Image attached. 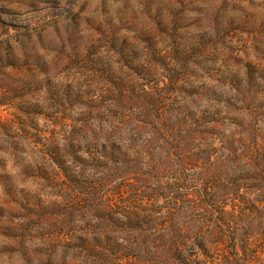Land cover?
Wrapping results in <instances>:
<instances>
[{
    "label": "rangeland",
    "instance_id": "rangeland-1",
    "mask_svg": "<svg viewBox=\"0 0 264 264\" xmlns=\"http://www.w3.org/2000/svg\"><path fill=\"white\" fill-rule=\"evenodd\" d=\"M227 212L264 264V0H0V264H174Z\"/></svg>",
    "mask_w": 264,
    "mask_h": 264
},
{
    "label": "trees",
    "instance_id": "trees-1",
    "mask_svg": "<svg viewBox=\"0 0 264 264\" xmlns=\"http://www.w3.org/2000/svg\"><path fill=\"white\" fill-rule=\"evenodd\" d=\"M234 224L231 214L225 213V223H221V227L231 232L228 233L230 238L224 250L212 248L201 238L188 243V239L184 236H177L172 240L163 239L160 244L166 250L168 259H172L174 264H248L252 260H259L260 251H253L255 240L239 241L235 236ZM223 234H225L224 231L216 232V237H221Z\"/></svg>",
    "mask_w": 264,
    "mask_h": 264
}]
</instances>
